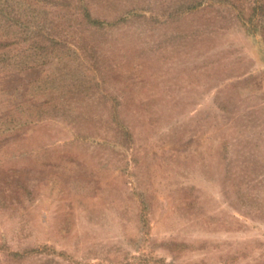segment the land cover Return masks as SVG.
<instances>
[{
	"label": "rangeland",
	"instance_id": "rangeland-1",
	"mask_svg": "<svg viewBox=\"0 0 264 264\" xmlns=\"http://www.w3.org/2000/svg\"><path fill=\"white\" fill-rule=\"evenodd\" d=\"M3 3L0 264H264V0Z\"/></svg>",
	"mask_w": 264,
	"mask_h": 264
},
{
	"label": "trees",
	"instance_id": "trees-1",
	"mask_svg": "<svg viewBox=\"0 0 264 264\" xmlns=\"http://www.w3.org/2000/svg\"><path fill=\"white\" fill-rule=\"evenodd\" d=\"M2 5H3V7H0V12L3 13V14L5 15L6 12H5L4 7H5L6 4L3 3ZM1 8H2V9H1ZM36 48H37V47H36ZM40 49H42V51H40ZM31 51L33 52L32 55L35 53V55L38 54L39 56H42V58H44V57L47 56V55H46V54H47V53H46V49H44V48L41 47V46H40V48L38 47L36 50H31ZM22 62H23V61H22ZM29 66L31 67V65H29ZM30 67H26V69H27V68H28V69H27V70L25 69V70H26V71L31 70Z\"/></svg>",
	"mask_w": 264,
	"mask_h": 264
}]
</instances>
